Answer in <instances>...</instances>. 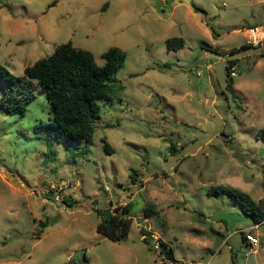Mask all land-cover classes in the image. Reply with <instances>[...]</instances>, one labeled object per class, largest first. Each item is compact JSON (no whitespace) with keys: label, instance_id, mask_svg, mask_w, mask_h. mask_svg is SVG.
Here are the masks:
<instances>
[{"label":"rangeland","instance_id":"obj_1","mask_svg":"<svg viewBox=\"0 0 264 264\" xmlns=\"http://www.w3.org/2000/svg\"><path fill=\"white\" fill-rule=\"evenodd\" d=\"M251 25H264V0H0V64L16 76L68 41L98 65L111 46L126 56L82 155L54 142L48 156L39 87L23 114L0 93V264H264V222L248 252L250 216L206 193L264 197V48L246 43ZM174 36L184 46L168 50ZM129 202L124 239L96 230Z\"/></svg>","mask_w":264,"mask_h":264},{"label":"trees","instance_id":"obj_2","mask_svg":"<svg viewBox=\"0 0 264 264\" xmlns=\"http://www.w3.org/2000/svg\"><path fill=\"white\" fill-rule=\"evenodd\" d=\"M106 4L104 5L107 6ZM192 7L195 11H202V8L194 3ZM184 43V39L180 36L165 39L168 50H177L183 47ZM125 57L122 49L111 46L101 54L103 65H98L89 51L76 48L68 41L58 44L51 54L26 66L22 76L12 74L0 64L1 103L8 113L23 114L33 99L34 89L39 87L52 108L49 122L45 126L47 132L44 137L48 156L56 155L52 149L54 142H62L70 151L77 149L73 152L74 157L82 155L87 151L96 123L101 118V103L109 98L108 91L115 84L117 80L115 74L123 66ZM234 63L235 60H229L226 66L229 76L226 88L232 94L234 90L230 66ZM256 135L264 140V127L259 128ZM103 144L106 152L111 153L112 148L105 139ZM79 145L81 147H78ZM170 148L173 149L172 146ZM136 174L135 171L132 181H135ZM262 183L264 185V177ZM206 193L209 196L224 194L236 200L242 210L250 216L253 224L264 221V197L256 202L247 193L223 185L212 186L206 190ZM63 202L66 205L72 203L66 198H63ZM130 205L129 202L122 206V214L117 211L111 214L109 220L102 213L96 230L114 241L124 239L129 232L132 218L123 214L129 211ZM39 221L44 225L46 220L44 218ZM139 231L143 236L141 239L145 242L147 230L140 227ZM241 240L244 242L242 231ZM244 244L246 246L245 242ZM168 251L172 259V252L170 249Z\"/></svg>","mask_w":264,"mask_h":264},{"label":"built area","instance_id":"obj_3","mask_svg":"<svg viewBox=\"0 0 264 264\" xmlns=\"http://www.w3.org/2000/svg\"><path fill=\"white\" fill-rule=\"evenodd\" d=\"M246 32V43L251 46L263 47L264 48V25H251L245 29ZM230 74H235V67L230 66ZM66 184H64L65 186ZM51 188V187H50ZM58 196H55L57 199ZM244 242L248 248V252L256 251L259 243V237L253 232H244ZM231 249V246L228 245Z\"/></svg>","mask_w":264,"mask_h":264},{"label":"water","instance_id":"obj_4","mask_svg":"<svg viewBox=\"0 0 264 264\" xmlns=\"http://www.w3.org/2000/svg\"><path fill=\"white\" fill-rule=\"evenodd\" d=\"M103 214L106 216L107 220H109V219L111 218V214H110V212H109L108 209H104V210H103ZM159 248H160V251L164 254V257H165L166 259H171L170 252H169L168 250H165V249L162 247L161 244H160Z\"/></svg>","mask_w":264,"mask_h":264},{"label":"crops","instance_id":"obj_5","mask_svg":"<svg viewBox=\"0 0 264 264\" xmlns=\"http://www.w3.org/2000/svg\"><path fill=\"white\" fill-rule=\"evenodd\" d=\"M259 64H260V62H259ZM233 84V83H232ZM232 88H233V90H234V93H235V90H237L238 88L233 84V86H232ZM264 221H262L261 223H259V224H253L252 226H251V228L250 229H254L253 231L254 232H256L255 234H258L259 232H258V230H255V229H257L258 228V226H260V224H262ZM243 244H244V242H243ZM245 245V244H244ZM256 252H258V248H257V250L255 251V253Z\"/></svg>","mask_w":264,"mask_h":264}]
</instances>
